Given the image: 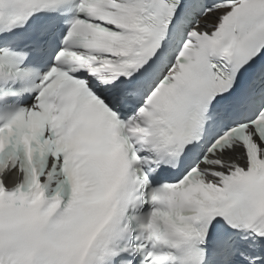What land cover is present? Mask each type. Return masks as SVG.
<instances>
[{"label": "snow or ice", "instance_id": "obj_1", "mask_svg": "<svg viewBox=\"0 0 264 264\" xmlns=\"http://www.w3.org/2000/svg\"><path fill=\"white\" fill-rule=\"evenodd\" d=\"M0 264H264V0H0Z\"/></svg>", "mask_w": 264, "mask_h": 264}]
</instances>
